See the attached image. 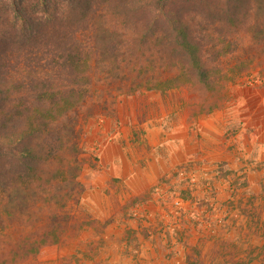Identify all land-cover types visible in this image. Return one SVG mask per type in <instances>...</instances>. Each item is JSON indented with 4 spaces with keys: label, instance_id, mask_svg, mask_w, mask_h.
<instances>
[{
    "label": "trees",
    "instance_id": "obj_1",
    "mask_svg": "<svg viewBox=\"0 0 264 264\" xmlns=\"http://www.w3.org/2000/svg\"><path fill=\"white\" fill-rule=\"evenodd\" d=\"M263 58L264 0H0V264L75 229L81 120L170 90L197 119Z\"/></svg>",
    "mask_w": 264,
    "mask_h": 264
},
{
    "label": "rangeland",
    "instance_id": "obj_2",
    "mask_svg": "<svg viewBox=\"0 0 264 264\" xmlns=\"http://www.w3.org/2000/svg\"><path fill=\"white\" fill-rule=\"evenodd\" d=\"M233 75L224 107L197 119L170 90L81 120L76 227L26 264H264V58ZM93 188L101 210L83 203Z\"/></svg>",
    "mask_w": 264,
    "mask_h": 264
},
{
    "label": "crops",
    "instance_id": "obj_3",
    "mask_svg": "<svg viewBox=\"0 0 264 264\" xmlns=\"http://www.w3.org/2000/svg\"><path fill=\"white\" fill-rule=\"evenodd\" d=\"M102 190H103L102 188H93V191L90 192L91 194H93V196L85 195L84 196L85 199L83 200V203L88 204V206H90L93 209H97V208L99 210L103 209L104 204L102 205L100 201L105 202L107 197L102 195ZM96 194L99 195L100 197L97 196Z\"/></svg>",
    "mask_w": 264,
    "mask_h": 264
}]
</instances>
